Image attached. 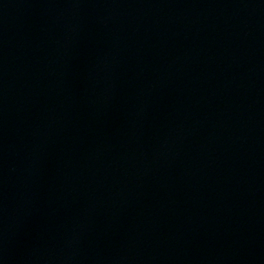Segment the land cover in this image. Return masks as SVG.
Returning a JSON list of instances; mask_svg holds the SVG:
<instances>
[{"label":"water","instance_id":"obj_1","mask_svg":"<svg viewBox=\"0 0 264 264\" xmlns=\"http://www.w3.org/2000/svg\"><path fill=\"white\" fill-rule=\"evenodd\" d=\"M0 264H264V0H0Z\"/></svg>","mask_w":264,"mask_h":264}]
</instances>
